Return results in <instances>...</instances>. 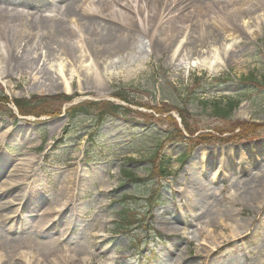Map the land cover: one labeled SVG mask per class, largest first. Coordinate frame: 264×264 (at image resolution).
Instances as JSON below:
<instances>
[{"label":"rangeland","instance_id":"374dc122","mask_svg":"<svg viewBox=\"0 0 264 264\" xmlns=\"http://www.w3.org/2000/svg\"><path fill=\"white\" fill-rule=\"evenodd\" d=\"M125 1L0 0V18L7 19L0 21L3 91L9 97L77 93L79 101L109 98L114 86L125 84L143 101L187 104L203 129L227 122L212 114L210 102L240 98L232 119L264 124V9L245 22L223 14L225 2ZM217 17L229 26L223 34L210 23ZM204 59L220 65L218 72L195 64ZM226 61L231 64L222 68ZM251 75L263 84L244 81ZM215 76L229 79L209 85ZM200 84L208 92L195 94ZM134 116L108 119L99 130L83 114L41 121L0 116V201L12 202L6 212L22 199L28 219L53 227L51 236L66 232L60 238L65 264H264V200L238 193L235 204L228 196L251 161L264 179V131L254 139L200 144L180 162L193 144L165 139L168 124ZM160 143L174 160L172 176L128 181L120 169L147 178ZM10 177L19 182L16 189L3 186ZM155 184H163L159 201L149 206ZM212 201L219 205L213 212ZM50 207L49 216L37 215ZM195 209L198 220L189 224L184 214ZM209 211L219 213L209 218ZM175 215L184 222L169 219ZM27 237L39 244L36 233ZM26 255L18 257L29 262Z\"/></svg>","mask_w":264,"mask_h":264},{"label":"trees","instance_id":"16d2710c","mask_svg":"<svg viewBox=\"0 0 264 264\" xmlns=\"http://www.w3.org/2000/svg\"><path fill=\"white\" fill-rule=\"evenodd\" d=\"M229 77H214L210 82L211 84H220L228 80ZM246 80L251 79L255 84L262 85V83L252 76V78H245ZM200 90L206 91L207 86L200 84ZM115 98L126 102L130 105H135L139 107H145L151 109L154 112L147 113L142 111H135L127 105L121 103H116L111 100H85L74 105H68L72 102L75 95L68 94H53V95H32L30 97L23 98H9L6 94L0 92V115H7L11 118L17 119V115L14 110L9 106V104H14L20 115H34L36 117L48 116L50 118L66 113L70 119L74 118L80 113L94 114L95 119L98 124L101 125L106 119L111 117H124L129 118L131 112H136L138 116H146L155 119L157 122H162V124H168L171 129L167 131V138L179 141H188L196 146L201 143H211L216 141H231V140H244L251 138L257 133L264 131V124L239 121L232 119L233 110L239 105V100L227 101V104L222 105L216 102L213 104L212 113L220 116L222 120H226V125L220 127H214V130L219 134H224L226 132L234 133L229 137H222L216 135L212 132L201 133L196 137L186 136L178 125L176 118L169 114L171 111L176 110L182 118V123L188 133L192 136L200 128L194 125V120L192 113L188 110L186 105H170L167 102H162L161 105L155 103L142 101L136 97L130 90V88L117 85L112 94ZM206 105H208L206 103ZM158 114V117H155ZM151 119V120H152ZM150 121V120H149ZM238 129V132H234ZM162 145L158 146V152H156L155 157L152 159L153 172L151 177L155 179L163 178L169 175V169L171 160L166 155L161 152ZM139 181L145 179L139 178ZM157 191L154 190L149 197V202L155 201V195Z\"/></svg>","mask_w":264,"mask_h":264},{"label":"bare ground","instance_id":"6f19581e","mask_svg":"<svg viewBox=\"0 0 264 264\" xmlns=\"http://www.w3.org/2000/svg\"><path fill=\"white\" fill-rule=\"evenodd\" d=\"M223 2H225V5L220 6L223 14H238L244 17L243 20L245 22L247 18H252L253 13L264 9V0H213L207 5V7ZM122 3L126 4V1L122 0ZM262 15L263 13H259L258 17L260 18ZM6 20V18H0L1 22H5ZM210 23L213 24L222 34L229 30V26L227 24L221 23L220 18L218 17L213 18ZM195 64L203 66L212 74L217 73L218 69H220V65H215L212 61H208L206 59H204V61H196ZM230 64V61H226L224 62L222 68L229 66ZM40 85L44 84L40 83ZM65 86V88H67L68 84H66ZM252 165H255L254 161H251V163L247 167H242V170L239 171V173H247V175L244 177L239 176L236 179L235 184H233L235 186L231 188L230 193H228L229 198L232 199L233 203L235 204L239 203L238 199L235 198L238 193H245L244 195L250 197L254 201L264 200V179L260 178L261 175L258 171L251 170L253 169ZM108 182L109 181L107 180L106 184ZM16 185H19V182L16 181V178L10 177L3 186H6V188L11 190L12 188L16 189ZM212 189L215 190L214 188ZM2 190L0 189V197L4 196ZM210 194L216 196L218 195V192L211 191ZM31 199H33V195L30 193L28 197L29 202L31 201ZM11 203V201L8 202L7 200L0 201V264H65V250L62 247V240L60 238H64L66 232H61L57 236H51L52 231H54L51 229L53 227L50 226L48 227L49 229L44 228L47 227V225L39 224L38 221L34 220V218L32 220L30 218L28 219V215L25 212L24 208H19L23 207V204L25 203L24 200L22 201L21 199V201H19L18 203L14 202V204H18L19 207L16 208L15 206L14 211L6 212V209L11 205ZM234 206L232 211H234ZM218 207L219 205L215 204V202H210V209H212L211 212H213V210H216ZM50 208L52 210H41L37 213V215L49 216V213H51V211H54L52 207ZM211 212L209 211L207 217L211 218L213 214L219 213L217 211L215 213ZM187 215L193 221H195L197 217H199L196 209L193 213L188 214L187 212ZM169 219H172L173 222L177 223L184 221L182 217L177 215L170 216ZM48 223L49 222H46V224ZM21 229H25L21 231L23 233H19ZM169 231L173 232L175 231V229H169ZM32 232L36 233L39 244H37L38 241H35L34 238L27 237ZM262 238H264V236ZM33 249H37L40 256L44 257V262H40L41 259L39 258V255H37L38 253L36 251L33 252V254L31 251H29ZM25 253L30 254V256L26 255V258L30 259L29 262H24L23 260H21V257H18L19 255L22 256ZM79 261L84 263V261L80 258Z\"/></svg>","mask_w":264,"mask_h":264}]
</instances>
